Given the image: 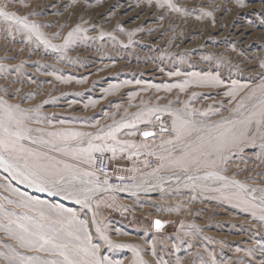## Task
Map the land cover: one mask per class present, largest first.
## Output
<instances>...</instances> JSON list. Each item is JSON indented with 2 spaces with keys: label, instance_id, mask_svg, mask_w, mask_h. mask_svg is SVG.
<instances>
[{
  "label": "rangeland",
  "instance_id": "obj_1",
  "mask_svg": "<svg viewBox=\"0 0 264 264\" xmlns=\"http://www.w3.org/2000/svg\"><path fill=\"white\" fill-rule=\"evenodd\" d=\"M0 9V264H264V0Z\"/></svg>",
  "mask_w": 264,
  "mask_h": 264
},
{
  "label": "built area",
  "instance_id": "obj_2",
  "mask_svg": "<svg viewBox=\"0 0 264 264\" xmlns=\"http://www.w3.org/2000/svg\"><path fill=\"white\" fill-rule=\"evenodd\" d=\"M155 166L156 160L147 156H142L137 158L134 163L127 164L102 155L97 158L96 170L105 187L109 189H128L137 186L139 171ZM131 213L132 208L129 205H123L119 217L126 218Z\"/></svg>",
  "mask_w": 264,
  "mask_h": 264
},
{
  "label": "snow or ice",
  "instance_id": "obj_3",
  "mask_svg": "<svg viewBox=\"0 0 264 264\" xmlns=\"http://www.w3.org/2000/svg\"><path fill=\"white\" fill-rule=\"evenodd\" d=\"M0 15L5 16V17L8 18V19H13V18H14V16H13L12 14L7 13V12H4L2 9H0ZM18 22H23V21H22V20H18ZM25 27H28V25L25 24ZM31 27H35V25H32ZM70 35H71V34H70ZM73 135H77V136H79V135H86V134H84V133H74ZM144 135H145V136H150V135H152V133L145 132ZM95 150H99V149H98V148H95ZM0 160H2V158H0ZM37 179H42V178H40L39 176H37ZM40 190H41V191H44L45 188H44V187H41ZM70 195H71V194H70ZM77 203H81V201L78 200ZM160 224H161L160 221H156V226H157V227H160ZM40 239L43 240L44 243H48V242H49V241H48L47 239H45L43 236H41ZM117 247H126V245H117ZM41 248H43V245H41ZM93 254H94V253H93ZM97 264H100V262L97 261Z\"/></svg>",
  "mask_w": 264,
  "mask_h": 264
},
{
  "label": "water",
  "instance_id": "obj_4",
  "mask_svg": "<svg viewBox=\"0 0 264 264\" xmlns=\"http://www.w3.org/2000/svg\"><path fill=\"white\" fill-rule=\"evenodd\" d=\"M144 133H145V132H143V133L141 134V136H142L143 138H145V139H147V138H149V137L152 136V135H150V136H145ZM149 133H151V132H149ZM156 221H160V220H158V219L154 220V230H155V231H159L162 227H164V223H163L162 221H160V222H161L160 227H157V226H156Z\"/></svg>",
  "mask_w": 264,
  "mask_h": 264
}]
</instances>
